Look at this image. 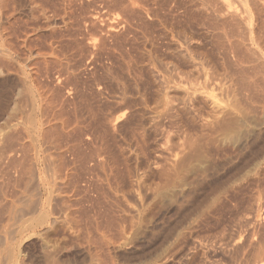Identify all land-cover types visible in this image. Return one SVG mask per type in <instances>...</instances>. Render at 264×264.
<instances>
[{
  "label": "rangeland",
  "instance_id": "obj_1",
  "mask_svg": "<svg viewBox=\"0 0 264 264\" xmlns=\"http://www.w3.org/2000/svg\"><path fill=\"white\" fill-rule=\"evenodd\" d=\"M200 1L205 2L0 0V233L6 235L1 237L11 238L28 214L27 202L32 198L47 201L48 197L51 209H47L52 215L57 212L59 221L46 237L50 234V243L68 246L77 261L90 259L80 243L82 235L75 230L78 225L83 227L77 229L90 226L94 231L96 224L100 228L109 223V233L105 227L104 232L110 236V231L118 235L123 230L120 235L126 240L121 235L108 251V246H102L99 251L107 255L98 251L104 256L102 263L107 259L115 264H264V158H254L255 152L244 145L243 135L234 137L237 121L246 111L245 102L241 94H234L239 101L235 104L236 98L226 87L233 58L216 45L215 30L205 16L208 10L203 9L205 15L201 12L205 5ZM263 1L259 4L264 5ZM184 44L192 54L185 51ZM183 48L194 58L186 57ZM179 49L186 58L178 57ZM184 62L189 65L186 69ZM208 94L213 99L217 96L216 102ZM233 121L238 126H231ZM26 154L28 157H23ZM17 158L24 168L19 167ZM7 162L16 163L13 167ZM26 164L33 165L30 175H34L29 178L37 184L28 178ZM24 177L29 179L28 185L38 188L28 186ZM65 202L72 203L70 209ZM5 215L9 218L4 220ZM127 215L136 219L131 228L124 218ZM70 217H76L78 223ZM112 221L118 222L117 229ZM6 223L9 227L12 223L13 228H6ZM38 244L31 246V251L38 253Z\"/></svg>",
  "mask_w": 264,
  "mask_h": 264
},
{
  "label": "bare ground",
  "instance_id": "obj_2",
  "mask_svg": "<svg viewBox=\"0 0 264 264\" xmlns=\"http://www.w3.org/2000/svg\"><path fill=\"white\" fill-rule=\"evenodd\" d=\"M3 1V0H2ZM135 1V0H134ZM197 1V0H196ZM259 2L257 3V0L255 1V0H205V2H204V5H205V7L204 6H202L203 8L201 9L202 11L201 12H203L204 11V15H205V12H207V11H205V10H203L204 8L206 9V10H208V12H207V14L205 15L206 17L208 16L209 18H207V19H209V22H208V24H210L209 26H211L212 25V27L214 28V34L212 35V36H214L215 37V39H216V41H217V44L216 45H218V47H220V50H223L224 52H225V54H228V52L229 53H231L230 54V56L233 58V60H232V62H233V67H232V69H231V71L230 72H228L229 74V76H228V85L226 86L227 88H229V90L233 93V95L234 94H236V95H238V96H240V94L243 96V99H244V102H245V108H244V106H242V108H244L246 111L243 113L242 112V109H241V112L243 113V116H240V117H242L239 121H237V123L239 122V126H238V124L236 123V122H234L233 121V123H232V125L231 126H233V125H236V126H238L237 127V129H236V134L237 135H235L234 137H236V136H238V137H240V135H243V137H244V145L248 148V149H250V150H253L255 153V157H254V154H253V157L254 158H259L258 160L260 161V159L262 158H264V10H262L261 8L264 6L263 4H259V3H261L260 1H263V0H258ZM123 2V1H122ZM121 2V3H122ZM128 2V1H127ZM131 2H132V0H131ZM202 1H200V3H203ZM246 2H249V4L252 6V11H254L255 10V12H253L252 13V11H250L249 9H250V5H248V3H246ZM264 2V1H263ZM124 3V2H123ZM134 3V2H133ZM132 3V4H133ZM137 3V2H136ZM196 3V2H195ZM198 3V2H197ZM247 5H246V4ZM1 4H4L3 2L1 3ZM258 4H259V6H258ZM118 5V4H117ZM119 5H121V4H119ZM124 5V4H123ZM126 5V4H125ZM197 5V4H196ZM203 5V4H202ZM234 5V6H233ZM263 5V6H262ZM1 7H2V5H0ZM212 6V7H211ZM214 6V7H213ZM247 6H249V9H248V7ZM260 6H261V8H260ZM123 7V6H122ZM125 7V6H124ZM197 7V6H196ZM200 7H201V5H200ZM125 10H126V7L124 8ZM199 9V8H198ZM254 9V10H253ZM210 10V11H209ZM200 11V10H199ZM199 15V14H198ZM206 17H204V18H206ZM206 21V20H205ZM207 24V25H208ZM209 26H207V27H209ZM211 27V28H212ZM166 28V27H165ZM210 28V27H209ZM210 28V29H211ZM212 28V29H213ZM170 30V29H169ZM182 30V29H181ZM213 31V30H212ZM183 33V32H182ZM187 33V32H186ZM213 33V32H212ZM174 34H175V32H174ZM207 34V33H206ZM179 35V34H178ZM183 35H185V34H183ZM174 36V35H173ZM181 37V36H180ZM172 38V37H171ZM185 38V37H184ZM215 39H214V42H215ZM181 40V39H180ZM182 40H183V37H182ZM168 41V40H167ZM186 41H188V40H186ZM186 41H185V43H186ZM211 41V40H210ZM179 42H181V41H179ZM180 44V43H179ZM187 44V43H186ZM195 44V43H194ZM183 45V44H182ZM181 45V46H182ZM177 46V45H176ZM180 46V45H179ZM180 46V47H181ZM184 46H185V44H184ZM187 46H188V44H187ZM189 47H192V46H189ZM188 47V48H189ZM217 47V48H218ZM170 48V47H169ZM173 48V47H172ZM186 50L185 51H188L187 50V48H186V46L184 47ZM184 48H183V53H185V55H189L190 57H191V55L189 54V53H191V52H185L184 51ZM222 48V49H221ZM182 49V48H181ZM193 49V48H192ZM219 49V48H218ZM166 50V49H165ZM171 50V49H170ZM194 50V49H193ZM197 50V49H196ZM217 50V49H216ZM174 51H176V49L174 50ZM178 51V50H177ZM179 51H180V49H179ZM182 51H180L179 52V58H181L182 57V54L183 53H181ZM191 51V50H190ZM219 51V50H218ZM173 52V51H172ZM174 53V52H173ZM172 53V54H173ZM180 53H181V56H180ZM193 53V52H192ZM191 53V54H192ZM195 53V52H194ZM197 53V52H196ZM200 53V52H199ZM198 53V55H200ZM203 53H204V51H203ZM218 54V53H217ZM220 54V53H219ZM185 55H183V57L184 58H186V57H188V55L185 57ZM223 55V54H222ZM221 55V56H222ZM174 57H175V55H173ZM177 56V55H176ZM223 56H225V55H223ZM228 56H229V54H228ZM182 57V58H183ZM189 57V58H190ZM201 57V56H200ZM220 57V56H219ZM227 57V56H226ZM179 58H177V59H179ZM191 58H194L193 57V55H192V57ZM196 58V57H195ZM202 58V57H201ZM204 58H205V56H204ZM203 58V59H204ZM224 58V57H223ZM229 58V57H228ZM163 59H164V57H163ZM171 59V58H170ZM173 59H175V58H173ZM172 59V60H173ZM182 60V59H181ZM188 60V59H187ZM187 60H185V61H187ZM190 60H194V59H190ZM196 60V59H195ZM226 60V59H225ZM161 61V60H160ZM183 61L184 60H182V63H183ZM198 61V60H197ZM202 61V60H201ZM201 61H199L200 63H201ZM230 61V60H229ZM228 61V62H229ZM162 62H164V61H162ZM189 62V61H188ZM187 62V63H188ZM191 62V61H190ZM194 62V61H193ZM192 62V63H193ZM199 62H198V64H199ZM221 62V61H220ZM219 62V63H220ZM227 62V61H226ZM227 62V63H228ZM172 63V62H171ZM185 63V69H186V67L188 66L189 67V65H187L186 66V62H184ZM195 63V62H194ZM218 63V62H217ZM179 64V63H178ZM202 64V63H201ZM206 64V63H205ZM226 64V63H225ZM231 64V63H230ZM163 65V64H162ZM166 66L168 65V64H165ZM173 65V64H172ZM176 65V64H175ZM191 66H196V65H192V64H190ZM204 64H202V66H203ZM220 65V64H219ZM228 65V64H227ZM177 66V65H176ZM190 66V67H191ZM198 67H199V65H197ZM208 66V65H207ZM223 66V65H222ZM173 67V66H172ZM175 67V66H174ZM178 67H179V65H178ZM184 67V66H183ZM214 67V66H213ZM217 67V66H216ZM215 67V68H216ZM176 68V67H175ZM197 68V67H196ZM203 68V67H202ZM205 68V67H204ZM221 68V67H220ZM219 68V69H220ZM227 68V67H226ZM180 69V68H179ZM183 69V68H182ZM189 69V68H188ZM187 69V70H188ZM207 69V68H206ZM205 69V70H206ZM211 69V68H210ZM217 69V68H216ZM221 69H224V67L223 68H221ZM178 70V69H177ZM177 70H175V71H177ZM187 70H186V72H187ZM190 70H191V68H190ZM194 69H192V71H193ZM198 70V69H197ZM200 70H202L201 68H200ZM212 70H214V69H212ZM230 70V69H229ZM209 71V70H208ZM220 71V70H219ZM225 71V70H224ZM228 71V70H227ZM184 72V71H183ZM199 73H200V71H198ZM214 72V71H213ZM226 72V71H225ZM179 73V72H178ZM193 73V72H192ZM195 73V72H194ZM203 73V72H202ZM205 73H206V71H205ZM211 73V72H210ZM209 72H208V74H210ZM217 73H219V72H217ZM187 74H188V72H187ZM201 74V73H200ZM212 74V73H211ZM220 74H221V71H220ZM219 74V75H220ZM179 75V74H178ZM182 75H184V73L182 74ZM192 75H194V74H192ZM206 75V74H205ZM218 75V76H219ZM202 76V75H201ZM203 76H204V74H203ZM216 76V75H215ZM221 76H223V74L221 75ZM180 77V76H179ZM200 77V76H199ZM208 77V76H207ZM206 77V78H207ZM211 75H210V77H209V80L211 79ZM214 77V76H213ZM194 78V77H193ZM203 78V77H202ZM206 78H204V79H206ZM221 78V77H220ZM191 79H192V77H191ZM197 79V78H196ZM199 79H201V78H199ZM198 79V82L200 81ZM215 79H217V77H215ZM219 79V78H218ZM221 79H223V78H221ZM182 80H183V78H182ZM185 80V79H184ZM207 80H208V78H207ZM187 81H188V79H187ZM214 81H216V80H214ZM221 81V80H220ZM223 81V80H222ZM226 81V80H225ZM224 81V82H225ZM185 82V81H184ZM194 81L192 80V83H193ZM203 82V81H202ZM206 82H208V81H206ZM217 82V81H216ZM215 82V83H216ZM183 83V82H182ZM204 84H205V80H204V82H203ZM221 84H222V82H220ZM186 84V83H185ZM191 84V83H190ZM225 84H227V82L225 83ZM224 84V85H225ZM182 85V84H181ZM192 85V84H191ZM190 85V86H191ZM194 85V84H193ZM192 85V86H193ZM211 85H212V83H211ZM219 85V84H218ZM224 85H223V87H224ZM178 86H180V85H178ZM186 86V85H185ZM195 86H197V85H195ZM203 86V85H202ZM209 86V85H208ZM220 86V85H219ZM183 87V86H182ZM197 87H199V85L197 86ZM196 87V88H197ZM216 87V86H215ZM218 87V86H217ZM222 87V86H221ZM184 88V87H183ZM187 88V90H188V87H186ZM193 90H195V91H197L196 89H194L193 87H191ZM203 88V87H202ZM211 88V87H210ZM190 89V88H189ZM199 89V88H198ZM204 89V88H203ZM212 89V88H211ZM214 89V88H213ZM183 90V89H182ZM191 90V89H190ZM183 91H185V89L183 90ZM212 91V90H211ZM219 91H221L220 89H219ZM188 92H190V91H187V94H188ZM202 92H204V91H202ZM208 93V92H207ZM214 93V92H213ZM231 93V94H232ZM183 94V93H182ZM192 94V93H191ZM204 94V93H203ZM212 94V93H211ZM225 94V93H224ZM223 94V95H224ZM205 95V94H204ZM209 95V94H208ZM208 95H207V97H208ZM236 95H234L232 98H234ZM185 96V95H184ZM188 96V95H187ZM206 96V95H205ZM211 95H209V97L208 98H214V96H212V97H210ZM231 96V95H230ZM189 97V96H188ZM187 97V98H188ZM217 97V96H216ZM216 97H215V99H216ZM226 97H228V96H226ZM237 97V96H236ZM235 97V98H236ZM192 98V97H191ZM212 98V102H213V100L215 101V99H213ZM238 98V97H237ZM236 98V100L235 99H233L234 100V103H235V101L236 102H238V104H239V101H237L238 99ZM240 98V97H239ZM242 98V97H241ZM231 99V98H230ZM243 99H240V100H243ZM203 100H205V99H203ZM228 100V99H227ZM232 100V99H231ZM185 101V100H184ZM189 101V100H188ZM197 101V100H196ZM206 101V100H205ZM201 102H203V101H201ZM216 102V101H215ZM214 102V103H215ZM217 102H219L220 103V101H217ZM227 102V101H226ZM241 102H243V101H241ZM206 103V102H205ZM208 103V102H207ZM228 103V102H227ZM233 103V102H232ZM234 103L232 104V105H234ZM191 104V103H190ZM197 104V103H196ZM216 104V103H215ZM218 104V103H217ZM236 104V103H235ZM242 104V103H241ZM244 104V103H243ZM194 105V104H193ZM213 105V104H212ZM223 105V104H222ZM228 105V104H227ZM232 105H230V106H232ZM195 106V105H194ZM201 106V105H200ZM210 106V105H209ZM224 106V105H223ZM235 106V105H234ZM238 106H240V105H238ZM237 106V107H238ZM217 107V106H216ZM226 107V106H225ZM209 108V107H208ZM207 108V109H208ZM232 108H234L233 106H232ZM213 109V108H212ZM237 110L238 109H240V108H236ZM235 109V110H236ZM243 109V110H244ZM211 110V109H210ZM219 110H221V109H219ZM234 110V109H233ZM236 110V111H237ZM213 111H214V109H213ZM217 111V110H216ZM228 111V110H227ZM210 112V111H209ZM218 113H219V111H217ZM222 112V111H221ZM220 112V113H221ZM223 112H224V110H223ZM229 113H230V110L228 111ZM231 112H232V110H231ZM237 112H239V111H237ZM203 113V112H202ZM234 113V112H233ZM204 114V113H203ZM209 114V113H208ZM212 114V113H211ZM224 114V113H223ZM228 114V113H227ZM240 114V113H239ZM199 115V114H198ZM207 115V114H206ZM206 115H205V117H206ZM217 115V114H216ZM225 115V114H224ZM233 115V114H232ZM238 115V114H237ZM192 116V115H191ZM226 116V115H225ZM234 116V115H233ZM235 116H236V114H235ZM190 117V116H189ZM203 117V116H202ZM210 117H212V116H210ZM209 117V118H210ZM219 117H220V115H219ZM186 118V117H185ZM208 118V119H209ZM216 118V117H215ZM224 118V117H223ZM235 118V117H234ZM232 119V120H235V119ZM237 118H239V117H237ZM203 119V118H202ZM218 120V119H217ZM225 120V119H224ZM223 120V121H224ZM238 120V119H237ZM205 121V120H204ZM203 121V122H204ZM209 122H210V119L208 120ZM212 121V120H211ZM226 121V120H225ZM230 121V120H229ZM228 121V122H229ZM236 121V120H235ZM200 122V121H199ZM198 122V123H199ZM216 122V121H215ZM222 122V121H221ZM231 122V121H230ZM223 123V122H222ZM227 124V123H226ZM203 125V124H202ZM215 125H217V124H215ZM222 125H224V124H222ZM205 126H207V125H205ZM214 126V125H213ZM49 127V126H48ZM203 127V126H202ZM208 127H210V126H208ZM208 127H206V128H208ZM224 127V126H223ZM230 127V126H229ZM235 127V126H234ZM201 128V127H200ZM217 128H218V126H217ZM231 128H233V127H231ZM55 129V128H54ZM197 129V128H196ZM211 129V128H210ZM216 129V128H215ZM222 129V128H221ZM227 129V127L224 129V130H226ZM49 130V129H48ZM200 130V129H199ZM219 130H220V128H219ZM223 130V129H222ZM229 130V129H228ZM198 131V130H197ZM232 131V130H231ZM230 131V132H231ZM44 132V131H43ZM47 132V131H46ZM201 132H202V129H201ZM222 132V131H221ZM229 132V131H228ZM50 132H48V134H49ZM200 133V132H199ZM45 134V133H44ZM52 134V133H51ZM59 134V133H58ZM204 134V133H203ZM219 134V133H218ZM232 134H233V131H232ZM26 135V134H25ZM54 135V134H53ZM189 135H190V133H189ZM200 135H202V134H200ZM60 136V135H59ZM192 136V135H191ZM196 136V135H195ZM214 136V135H213ZM229 136H230V134H229ZM53 137V136H52ZM193 137V136H192ZM201 137V136H200ZM200 137H199V139H200ZM212 137V136H211ZM227 137V136H226ZM231 137V136H230ZM191 138V137H190ZM195 138V137H194ZM198 138V137H197ZM241 138H242V136H241ZM9 139V138H8ZM49 139V138H48ZM232 139V138H231ZM231 139H229V140H231ZM233 140V139H232ZM231 140V141H232ZM191 141V140H190ZM199 142V141H198ZM202 142H203V140H202ZM241 142V141H240ZM235 143V142H234ZM243 143V142H242ZM191 145H192V143H191ZM197 145V144H196ZM202 146L203 145H205L204 143L203 144H201ZM233 145V144H232ZM239 145V144H238ZM21 146V145H20ZM231 146V145H230ZM24 147V146H23ZM199 147V146H198ZM239 147L241 148V146L239 145ZM246 148V149H247ZM24 149H26V148H24ZM34 149V148H33ZM193 149V148H192ZM199 149V148H198ZM239 149V148H238ZM243 149V148H242ZM241 149V150H242ZM20 150V149H19ZM30 150V149H29ZM36 150V149H35ZM231 150H233V149H231ZM230 150V151H231ZM236 150V149H235ZM240 150V149H239ZM249 150V151H250ZM21 151V150H20ZM26 151V150H25ZM204 151V150H203ZM243 151H245V150H243ZM8 152H11V151H8ZM35 152V151H34ZM235 152V151H234ZM250 152H252V151H250ZM14 153V152H13ZM26 153V152H25ZM51 153V152H50ZM49 153V155L51 156V154ZM194 153V152H193ZM203 153V152H202ZM236 153H239V152H236ZM6 154H8V153H6ZM12 154V153H11ZM23 154V153H22ZM34 154V153H33ZM35 154H36V152H35ZM63 154V153H62ZM240 154V153H239ZM3 155V154H2ZM9 155V154H8ZM48 155V156H49ZM196 155H197V153H196ZM201 155V154H200ZM231 155V154H230ZM229 155V156H230ZM11 156V155H10ZM14 156V155H13ZM22 156V155H21ZM26 156H27V154L26 155H24L23 157H25L26 158ZM43 156V155H42ZM47 156V155H46ZM45 156V157H46ZM50 156H49V158H50ZM55 156H57V155H55ZM192 156H193V154H192ZM202 156V155H201ZM232 156V155H231ZM7 157V156H6ZM5 157V158H6ZM17 157V156H16ZM15 157V158H16ZM28 157V156H27ZM37 157V156H36ZM41 157V156H40ZM52 157V156H51ZM198 157H199V155H198ZM9 158V157H8ZM13 158V157H12ZM12 158H11V160H12ZM30 158V157H29ZM34 158V157H33ZM47 158V157H46ZM241 158V157H240ZM18 159V161H19V159L20 158H17ZM17 159H16V161H17ZM41 159H42V157H41ZM8 160H10V159H8ZM10 160V161H11ZM28 160V159H27ZM42 160H44V159H42ZM46 160V159H45ZM44 160V161H45ZM51 160H53V159H51ZM55 160V159H54ZM256 160V159H255ZM13 162H14V159L12 160ZM23 160H21V162H22ZM26 161V160H25ZM25 161H23V162H25ZM32 161H33V159H32ZM31 161V162H32ZM50 161V160H49ZM200 161V160H199ZM228 161V160H227ZM2 162V161H1ZM4 162V161H3ZM12 162V163H13ZM28 162H30V161H28ZM35 162V161H34ZM33 162V163H34ZM42 162V161H41ZM46 162V161H45ZM61 162V161H60ZM243 162V161H242ZM248 162V161H247ZM256 162V161H255ZM8 163V162H7ZM10 164H12L11 162H9ZM8 163V164H9ZM16 163V162H15ZM15 163H13V164H15ZM25 163H27V162H25ZM68 163V162H67ZM200 163V162H199ZM254 163V162H253ZM262 163V162H261ZM9 164V165H10ZM12 164V166L14 167L15 165H13ZM18 165L20 164V161H19V163H17ZM17 164H16V167H17ZM28 164V163H27ZM26 164V165H27ZM30 164H32V163H30ZM30 164H29V166H30ZM35 164V163H34ZM64 164V163H63ZM247 164V163H246ZM7 165V164H6ZM23 165V163L21 164V165H19V167L22 169V168H24V166L23 167H21ZM61 165V164H60ZM69 165V164H68ZM253 165V164H252ZM33 166V165H32ZM32 166L31 167H28V165H27V167L28 168H26L27 170H28V174L29 175H27L26 173L24 174V172H26L25 170H24V172H23V174L24 175H27L28 176V178H29V176L30 177H32L30 174H32L31 172H30V170L32 169L33 171H34V167L32 168ZM49 166V165H48ZM56 166H58V165H56ZM248 166V165H247ZM2 167H4V166H2ZM64 167V166H63ZM0 168H1V166H0ZM5 168V167H4ZM9 168H11V167H9ZM58 168V167H57ZM201 168V167H200ZM261 168V167H260ZM263 168V167H262ZM261 168V169H262ZM16 169H18V168H16ZM37 169V168H36ZM35 169V170H36ZM48 169V168H47ZM53 169V168H52ZM61 169V168H60ZM63 169V168H62ZM259 169V168H258ZM4 170V169H3ZM2 170V171H3ZM54 170V169H53ZM10 171V170H9ZM19 171L21 172V170L19 169ZM64 171V170H63ZM8 172V171H7ZM65 172V171H64ZM250 172V171H249ZM35 173H36V171H35ZM38 173V172H37ZM73 173V172H72ZM3 174H5V173H3ZM22 174V176H24ZM65 174V173H64ZM69 174V173H68ZM67 174V175H68ZM256 174V173H255ZM15 175V174H14ZM53 175H54V173H53ZM263 175V174H262ZM8 176H10V175H8ZM16 176H18V175H16ZM48 176V175H47ZM69 176H71V175H69ZM1 177H2V174H1ZM4 177V176H3ZM7 177V176H6ZM5 177V178H6ZM35 177V176H34ZM264 177V176H263ZM4 178V179H5ZM7 178H9V177H7ZM6 178V179H7ZM22 178V177H21ZM36 178V177H35ZM42 178V177H41ZM47 178V177H46ZM254 178V177H253ZM11 179H13V178H11ZM17 180H20V179H18V178H16ZM24 179H26L25 177H24ZM30 179V178H29ZM29 179L27 180H25V182L27 181H29ZM32 179H34V178H31L30 180H32ZM68 179V178H67ZM8 180V179H7ZM6 180V181H7ZM14 180V179H13ZM36 180H37V178H36ZM50 180V179H49ZM48 180V181H49ZM256 180V179H255ZM258 180V179H257ZM3 181V180H2ZM12 181V180H11ZM16 181V180H15ZM15 181H14V183H15ZM21 181V180H20ZM38 181H40L39 179H38ZM69 181V180H68ZM74 181V180H73ZM72 181V182H73ZM263 181V180H262ZM1 182V181H0ZM8 182V181H7ZM26 182V184L28 185V183ZM32 182L33 183H35V184H37L36 183V181L34 182L33 180H32ZM50 182V181H49ZM258 182V181H257ZM24 182L22 181V185H25L26 186V184H23ZM29 183H31V182H29ZM40 183V182H39ZM74 183V182H73ZM9 184V183H8ZM52 184H54V183H52ZM63 184V183H62ZM62 184H61V186H62ZM17 185V184H16ZM33 185V184H32ZM31 184H29L28 186H32ZM70 185H71V183H70ZM13 186V185H12ZM18 187H19V185H17ZM34 186H37V185H34ZM34 186H32V188L34 187ZM43 186V185H42ZM54 186V185H53ZM65 186V185H64ZM76 186V185H75ZM3 187H5V186H3ZM7 187V186H6ZM21 187V186H20ZM27 187V186H26ZM26 187H25V189H26ZM60 187V186H59ZM73 187V186H72ZM71 187V188H72ZM1 188V187H0ZM21 188H23L24 189V187H21ZM29 188V187H28ZM37 188H38V186H37ZM14 189V188H13ZM23 189H21L22 190V192H25V191H23ZM34 189H36V188H34ZM49 189H52V188H50L49 187ZM54 189V188H53ZM52 189V190H53ZM58 189H60V188H58V186H57V190ZM73 189V188H72ZM260 189H261V187H260ZM2 190H3V188H2ZM6 190V189H5ZM56 190V189H55ZM65 190V189H64ZM63 190V191H64ZM75 190V189H74ZM83 190V189H82ZM50 191V190H49ZM76 191V190H75ZM10 192V191H9ZM52 192V191H51ZM54 192V191H53ZM57 192V191H56ZM60 192V191H59ZM58 192V193H59ZM65 192V191H64ZM62 193V194H65V193ZM70 192V191H69ZM78 192V191H77ZM164 192V191H163ZM162 192V193H163ZM0 193H2V192H0ZM27 193V192H26ZM37 193V195L39 196V194H38V192H36ZM48 193V192H47ZM47 193H46V195H47ZM74 193V192H73ZM72 193V194H73ZM166 193V192H165ZM16 193L14 192V195H15ZM18 194V193H17ZM32 194H34V193H32ZM60 194V193H59ZM69 194V193H68ZM80 194V193H79ZM78 194V195H79ZM82 194V193H81ZM171 194V193H170ZM1 195V194H0ZM4 195V194H3ZM12 195V194H11ZM49 195H51V194H48V196ZM54 195V194H53ZM55 195H57V194H55ZM70 195V194H69ZM74 195V194H73ZM16 196V195H15ZM14 196V197H15ZM28 196V195H27ZM65 196V195H64ZM4 197V196H3ZM8 197V196H7ZM25 197V196H24ZM34 197V196H33ZM43 197V196H42ZM46 197V196H45ZM55 197V196H54ZM10 198V197H9ZM12 198H13V196H12ZM18 198V197H17ZM20 198H21V196H20ZM28 198H30V197H28ZM32 198V197H31ZM39 198H40V196H39ZM60 198V197H59ZM68 198V197H67ZM76 198V197H75ZM6 199V198H5ZM15 199H16V197H15ZM27 199V198H26ZM33 200H31V201H34L33 203L31 202V201H29V202H27L28 201V199L26 200V211H27V215L26 214H24L25 216V218L23 217V221L21 222V224H19V226H18V228H15L13 231H14V233L12 232V235L10 234V236H11V238H9V236H8V239H6L5 237H6V235H5V233L3 234V236L5 235V237H1L0 236V264H71V263H69V262H71V261H73L72 263H74V264H106L105 262H107V259H106V261H104V263H102V260L104 259L103 257L106 255V254H103L102 252L104 251H99L100 249H101V247L102 246H108V247H106V249H107V251L111 248H109V246L110 245H113L114 246V244L116 245V242H118L117 240L118 239H120L121 237V235H122V237H124L125 235L124 234H121L120 235V233H124V232H121V231H123V230H121L120 231V229H118L117 230V232H119L120 231V233H118V235L113 231V233H115L114 235L116 236V237H114V235H112V231H110V236H109V228L107 229V227L106 226H110L109 225V223H107L108 225H106V226H104L106 229H107V231H108V233L106 234V232H104V227L103 226H100V224H99V226H100V228L98 227V225L96 224V227H95V229H94V231H93V228L94 227H92V228H89L90 226H88L87 227V229H83V230H86V231H83L82 229H80V228H82L83 226H79L78 224V227H80L79 229H77L78 227H77V225L74 223V225H76V232H77V234L78 233H80V235H82V239H80V240H82V242H80L81 244L83 243V247L85 248L86 247V251L87 252H89V253H87V254H89V256H87V258L88 257H90V259H89V261H88V259H87V261L86 260H82V261H77L76 260V256L72 253V250H69L68 249V246H61V244L60 245H58V242H57V244H55L54 242H49L48 241V237L50 236V234H49V236L48 237H46V235H47V233L51 230V229H55L56 227H55V224H57L58 225V221H59V218L57 217V216H55L56 215V213L54 212L53 213V211H52V213L54 214V215H52V214H50L51 212V210L50 211H48V209L50 208L49 207V205H51L49 202H48V197H46L45 199H47V201H42V200H40L39 199V201L38 200H36V199H34V198H32ZM38 199V198H37ZM65 199V198H64ZM68 199H72V198H68ZM77 199V198H76ZM9 200V199H8ZM12 200V199H11ZM18 200H20V199H18ZM25 200V199H24ZM23 200V202H25ZM30 200V199H29ZM35 200H36V202H35ZM53 200V199H52ZM63 200V199H62ZM66 200V199H65ZM79 200V199H78ZM81 200V199H80ZM113 200V199H112ZM120 200H122V199H120ZM10 201V200H9ZM12 201H14L15 202V200L13 199ZM54 201V200H53ZM117 201H118V199H117ZM1 202V201H0ZM3 202V201H2ZM8 202V201H7ZM56 202H57V200H56ZM62 202V201H61ZM67 202V201H66ZM65 202V203H66ZM6 203V202H5ZM83 203V202H82ZM124 203V202H123ZM2 204V203H1ZM6 204H8V203H6ZM5 204V205H6ZM9 204H10V202H9ZM17 204H18V202H17ZM57 204H61V203H58L57 202ZM67 204V206H68V208H69V205L71 204V206H72V203H70V204H68V203H66ZM112 204V203H111ZM20 205H21V203H20ZM24 206H25V204H23ZM23 205L20 207V212H23V211H21L24 207H23ZM63 204H61V206H62ZM118 205V204H117ZM7 206V205H6ZM11 206V204L8 206V208ZM52 206H53V204H52ZM60 206V207H61ZM84 206V205H83ZM125 206H126V204H125ZM124 206V207H125ZM23 207V208H22ZM49 207V208H48ZM58 207V206H57ZM57 207H55L56 209H57ZM66 207V205H64V209H66L65 208ZM122 207H123V204H122ZM121 207V208H122ZM1 209H2V205H1V207H0ZM7 208V207H6ZM13 208V207H12ZM17 208H19V206L17 207ZM16 208V209H17ZM48 208V209H47ZM53 208H54V206H53ZM52 208V209H53ZM71 208V207H70ZM69 208V209H70ZM114 208H116L115 206H114ZM257 208V207H256ZM261 208V207H260ZM0 209V210H1ZM10 209V208H9ZM9 209H8V213H9ZM15 209V210H16ZM51 209V208H50ZM130 209V208H129ZM3 210H4V208H3ZM7 210V209H6ZM24 210V211H25ZM61 210H62V208H61ZM72 210V209H71ZM116 210V209H115ZM118 210V209H117ZM131 210V209H130ZM11 211H12V209H11ZM10 211V212H11ZM57 211V210H56ZM62 211H64V210H62ZM112 211V210H111ZM120 211V210H119ZM122 211V210H121ZM125 211V210H124ZM126 211H129L128 209L126 210ZM255 211H257V210H255ZM5 212V211H4ZM13 212V211H12ZM12 212H11V214H12ZM15 212H17V211H15ZM67 212V211H66ZM70 212H72V211H70ZM74 212V211H73ZM7 213V211H6V214H8ZM18 213H19V211H18ZM64 213V215L63 216H65L66 214H65V212H63ZM68 213V212H67ZM76 213V212H75ZM113 213V212H112ZM119 213V212H118ZM130 213V212H129ZM137 213V212H136ZM3 214V213H2ZM5 214V213H4ZM16 214V213H15ZM22 214V213H21ZM123 214V213H122ZM127 214V213H126ZM23 215V214H22ZM22 215H18V217L20 216H22ZM52 215V216H51ZM80 215V214H79ZM116 215V214H115ZM125 215V214H124ZM6 216V215H5ZM15 216L16 215H13V217H14V219H12V221H14L15 220ZM59 216V215H58ZM63 216H60V217H63ZM71 216V215H70ZM90 216V215H89ZM136 216V215H135ZM258 216V215H257ZM2 217V216H1ZM7 217L9 218V216H6V218H4V220L5 219H7ZM12 217V218H13ZM19 217V218H20ZM119 217V216H118ZM122 217V216H121ZM120 217V218H121ZM144 217V216H143ZM262 217V216H261ZM65 217H63L62 219H64ZM70 218H72V217H70ZM69 218V219H70ZM76 218V217H75ZM75 218H72V219H74L75 220ZM78 218H80V216L78 217ZM92 218H94V217H92ZM98 218V217H97ZM99 218H101V217H99ZM119 218V219H120ZM124 218H126V219H128L127 220V222L126 223H128L127 225H128V227L129 228H131V226H134V224H135V222H133L134 220H136V219H134L133 220V215H127V217H124ZM124 218H122V219H124ZM135 218H137V216L135 217ZM61 218H60V220H62ZM71 219V220H72ZM89 219V218H88ZM96 219V218H95ZM110 219V218H109ZM112 219V218H111ZM254 219V218H253ZM255 219H257L256 217H255ZM2 220V219H1ZM10 220V219H9ZM19 220V219H18ZM66 222H68V218H65L64 219ZM64 220H62V221H64ZM73 220V222H75L76 220H77V218H76V220L74 221ZM81 220V219H80ZM87 220V219H86ZM103 220V219H102ZM144 220V219H143ZM251 220V219H250ZM20 221H21V219H20ZM20 221L18 222V221H16V222H18V223H20ZM62 221H60V222H62ZM65 221L63 222V223H65ZM70 221V220H69ZM89 221V220H88ZM95 221V220H94ZM116 221H117V219H116ZM123 221V220H122ZM2 222V221H1ZM4 222H7V221H4ZM59 222V223H60ZM71 222V221H70ZM77 223H78V221H76ZM99 222V221H98ZM120 222V221H119ZM250 222V221H249ZM3 223V222H2ZM15 225H16V223L15 222H13ZM106 223V222H105ZM117 223L118 222H111V225L113 226V228L114 229H117V228H115L114 226H116L117 225ZM133 223V224H132ZM258 223V222H257ZM7 224V223H6ZM9 224V223H8ZM6 225V228H11L12 227V223H11V227H9V225ZM69 224V223H68ZM82 224V223H81ZM101 224H103L102 222H101ZM120 224V223H119ZM260 224V223H259ZM4 225H5V223H4ZM3 225V226H4ZM18 225V224H17ZM17 225L15 226V227H17ZM71 225V224H70ZM123 225V224H122ZM121 225V226H122ZM125 225V224H124ZM261 225V224H260ZM0 226H1V224H0ZM8 226V227H7ZM14 226V225H13ZM60 226V225H59ZM119 226V225H118ZM121 226H119L118 228H120ZM142 226V225H141ZM254 226V225H253ZM55 227V228H54ZM63 227V226H62ZM123 227V226H122ZM122 227H121V229H122ZM125 227V226H124ZM1 228V227H0ZM4 228V227H3ZM5 228V229H6ZM13 228V227H12ZM64 228V227H63ZM68 228V227H67ZM73 228V225H72V227H70V229H72ZM113 228H112V230H113ZM144 228V227H143ZM65 229V228H64ZM70 229H69V231H70ZM92 229V232L91 231H88V230H91ZM105 229V230H106ZM124 229V228H123ZM126 229L127 228H125L124 229V231H126ZM136 229H138V227L136 228ZM7 230V229H6ZM11 230V229H10ZM9 230V231H10ZM68 230V229H67ZM73 230V229H72ZM75 230L73 231L74 233H76L75 232ZM111 230V229H110ZM128 230V229H127ZM130 230V229H129ZM145 230V229H144ZM2 231V230H1ZM0 231V232H1ZM9 231H8V233H9ZM12 231V230H11ZM10 231V232H11ZM54 232V231H53ZM63 232V231H62ZM68 232V231H67ZM134 232V231H133ZM52 233V232H51ZM69 233V232H68ZM70 233H72V231L70 232ZM264 233V232H263ZM1 234V233H0ZM1 234V235H2ZM261 234V233H260ZM57 235V234H56ZM66 235V234H65ZM109 237H108V236ZM113 237H112V236ZM124 235V236H123ZM130 235V234H129ZM55 236V235H54ZM117 236L119 237V238H117ZM258 236V235H257ZM60 237V236H59ZM67 237V236H66ZM72 237H74V235L72 236ZM76 237H78L79 238V236H76ZM75 237V238H76ZM4 238H5V240H4ZM62 238H64V237H62ZM70 238V237H69ZM74 238V239H75ZM81 238V237H80ZM247 238V237H246ZM250 238H251V236H250ZM260 238V237H259ZM124 239H125V237H124ZM249 239V238H248ZM252 239V238H251ZM264 239V238H263ZM58 240V239H57ZM72 240H73V238H72ZM77 240H79V239H77ZM126 240V239H125ZM125 240H123V238L120 240V241H125ZM51 241H53L52 239H51ZM62 241H65V240H62ZM74 241V240H73ZM76 241V240H75ZM255 241V240H254ZM264 241V240H263ZM37 242H39V244H38V253H36V251H31L32 250V247H34V245L35 244H37ZM249 242H250V240H249ZM59 243H61V242H59ZM65 243H66V241H65ZM70 243H73V242H70ZM79 243V242H78ZM77 243V244H78ZM79 243V244H80ZM252 243V242H251ZM259 243V242H258ZM74 244H76V242L74 243ZM77 244H76V246H77ZM131 244V243H130ZM255 244V243H254ZM65 245V244H64ZM119 245V244H118ZM251 245V244H250ZM256 245H257V243H256ZM256 245H254V246H256ZM263 245V244H262ZM32 246V247H31ZM71 246H72V244H71ZM80 246V245H79ZM78 246V247H79ZM82 246V245H81ZM121 246V245H120ZM70 248V247H69ZM117 248H118V246H117ZM116 248V249H117ZM103 249V248H102ZM105 249V248H104ZM106 249H105V251H106ZM112 249V248H111ZM257 249V248H256ZM256 249H255V251H256ZM84 250V249H83ZM90 250H93V251H90ZM115 250V249H114ZM252 250V249H251ZM260 250V249H259ZM262 250V249H261ZM264 250V249H263ZM98 251L99 252H101L104 256H102V255H100L102 258L100 259L99 257V254L100 253H98ZM111 251H113V250H111ZM111 251H109V252H106V253H111ZM243 251V250H242ZM247 251H249V250H247ZM254 251V252H255ZM75 252V251H74ZM79 252V251H78ZM94 252V253H93ZM85 253V254H86ZM93 253V254H92ZM105 253V252H104ZM114 253V252H113ZM112 253V254H113ZM244 253V252H243ZM251 253V252H250ZM111 254V255H112ZM254 254V253H253ZM260 254V253H259ZM263 254H264V252H263ZM242 255V254H241ZM107 256V255H106ZM113 256V255H112ZM111 256V257H112ZM249 256V255H248ZM257 256H258V253H257ZM262 256H264V255H262ZM109 257H110V255H109ZM243 257V256H242ZM241 256H240V258H242ZM252 257H253V255H252ZM256 257V256H255ZM84 258H85V256H84ZM248 258V257H247ZM259 258V257H258ZM109 259V258H108ZM111 260L113 259V257L112 258H110ZM251 259V258H250ZM257 259V258H256ZM259 259H261V258H259ZM105 260V259H104ZM75 261V262H74ZM113 261V260H112ZM112 261H108L109 263H113V264H115L114 262H112ZM244 262H245V260H243ZM257 261H258V259H257ZM262 261V259L260 260V261H258V262H261ZM108 262H107V264H108ZM250 262H252V261H250ZM236 263H237V261H236ZM248 263V262H247ZM260 264V263H259ZM263 264V263H262Z\"/></svg>",
  "mask_w": 264,
  "mask_h": 264
}]
</instances>
